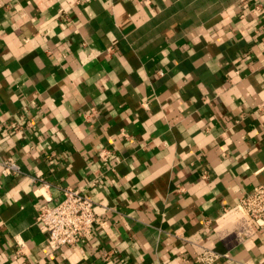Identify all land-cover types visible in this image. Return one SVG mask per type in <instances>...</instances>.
<instances>
[{"label": "crops", "instance_id": "crops-1", "mask_svg": "<svg viewBox=\"0 0 264 264\" xmlns=\"http://www.w3.org/2000/svg\"><path fill=\"white\" fill-rule=\"evenodd\" d=\"M107 152V159L101 157ZM0 264H264V0H0ZM97 221L53 251L42 205Z\"/></svg>", "mask_w": 264, "mask_h": 264}, {"label": "built area", "instance_id": "built-area-1", "mask_svg": "<svg viewBox=\"0 0 264 264\" xmlns=\"http://www.w3.org/2000/svg\"><path fill=\"white\" fill-rule=\"evenodd\" d=\"M101 157L107 159L108 153ZM5 174H18L20 168L13 159L0 163ZM64 198L54 206L42 205L37 221L44 227L47 243L55 251L59 249H77L82 251L97 221L96 203L81 191L72 188L63 190ZM236 210L259 228H264V184L240 197ZM223 255L206 247L201 249L198 260L201 264H214Z\"/></svg>", "mask_w": 264, "mask_h": 264}]
</instances>
